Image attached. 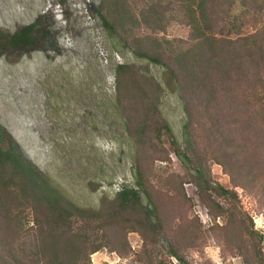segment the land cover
I'll return each instance as SVG.
<instances>
[{"label":"rangeland","instance_id":"1","mask_svg":"<svg viewBox=\"0 0 264 264\" xmlns=\"http://www.w3.org/2000/svg\"><path fill=\"white\" fill-rule=\"evenodd\" d=\"M249 1L246 14L244 0H220L224 18L206 30L227 38L254 32L264 22V5L257 12ZM127 2L136 14L155 2L171 10L162 27L127 23L120 37L104 27V0H0V33L34 24L36 38L32 45L0 49V124L22 153L80 205L98 208L119 191L121 178L129 184L139 179L163 220L165 238L155 244L165 252L159 264H264V122L258 124L261 133L251 134L243 147V123L234 125L235 142L222 148L213 135L206 137L211 122L203 110L193 109L189 127L196 163L214 185L233 191L208 188L202 198L193 171L173 147L174 141L184 142L183 90L179 84L167 86L164 65L133 51L138 38L142 46L153 41L167 46L169 39L186 47L192 29L184 1ZM120 63L134 66L136 73L118 74ZM119 91L125 95L122 102ZM153 99L173 133L164 126L160 134L155 126L148 131L139 126L148 105L144 100ZM25 213L32 219L36 214L31 206ZM109 231L111 243L91 255L92 264H157L154 256L139 255L146 254V242L152 246L140 228ZM169 245L185 260L171 255Z\"/></svg>","mask_w":264,"mask_h":264},{"label":"trees","instance_id":"2","mask_svg":"<svg viewBox=\"0 0 264 264\" xmlns=\"http://www.w3.org/2000/svg\"><path fill=\"white\" fill-rule=\"evenodd\" d=\"M183 1L184 15L192 29L187 46L173 44L169 39L167 46L160 41H153L150 47L142 46V38H138L133 43L138 47H133V51L164 65L167 86L173 88L175 83L183 90L187 114L184 145L174 141L173 147L182 163L193 171L202 198L208 188L233 194L231 189L218 182L214 185L204 175L201 163H196L197 150L189 123L194 108L203 110L211 122L206 137L209 140L213 135L222 148L235 142L234 125L239 123H243L242 147L251 140V134L261 133L258 124L264 122V22L244 36L221 37L206 30V27L214 28L224 18L220 0ZM252 2L257 6V12L264 5V0ZM103 4L105 29L110 36L120 37L127 23L162 27L171 10L169 6L155 2L136 14L129 8L127 0H104ZM244 4L246 14H250V1L244 0ZM35 41L34 24L13 33H0V49L32 45ZM116 70L118 74L123 70L136 73L135 67L127 63L117 64ZM134 82L139 86L136 79ZM119 93L117 101L122 102L125 95ZM144 102L148 105L138 120L139 126L146 131L157 128L159 134L164 126L166 132L173 133L170 125L162 122L158 101ZM143 192H147L146 199ZM27 206L36 212L33 219L25 213ZM116 227L124 231L140 228L152 244L148 247L146 242V254H139L140 257L154 256L157 264L162 262L161 256L165 252L155 248V244L165 238L162 216L139 179L134 184L125 181L115 196L104 198L98 208L80 205L22 153L17 142L0 124V264H92L91 255L111 243L113 235L109 230ZM168 247L171 255L185 260L175 246Z\"/></svg>","mask_w":264,"mask_h":264},{"label":"built area","instance_id":"3","mask_svg":"<svg viewBox=\"0 0 264 264\" xmlns=\"http://www.w3.org/2000/svg\"><path fill=\"white\" fill-rule=\"evenodd\" d=\"M116 58H117V61L118 62H122L123 60H122V56H121V54L120 53H116ZM124 181H125V179H123V178H121L116 184V189L117 190H120L122 187H123V183H124Z\"/></svg>","mask_w":264,"mask_h":264}]
</instances>
